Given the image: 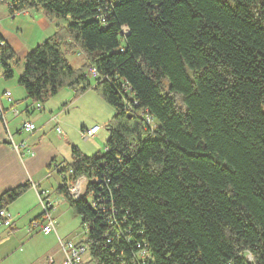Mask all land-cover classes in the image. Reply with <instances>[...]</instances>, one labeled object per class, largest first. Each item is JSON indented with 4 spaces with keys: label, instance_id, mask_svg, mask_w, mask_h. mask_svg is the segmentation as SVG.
<instances>
[{
    "label": "trees",
    "instance_id": "obj_1",
    "mask_svg": "<svg viewBox=\"0 0 264 264\" xmlns=\"http://www.w3.org/2000/svg\"><path fill=\"white\" fill-rule=\"evenodd\" d=\"M30 8L66 23L21 60L25 98L92 89L115 111L103 153L72 145L58 164L86 179L80 198L64 179L57 190L86 226L90 259L264 264V0L7 3L9 14ZM19 62L0 37L1 77ZM29 187L2 192L0 210Z\"/></svg>",
    "mask_w": 264,
    "mask_h": 264
},
{
    "label": "rangeland",
    "instance_id": "obj_2",
    "mask_svg": "<svg viewBox=\"0 0 264 264\" xmlns=\"http://www.w3.org/2000/svg\"><path fill=\"white\" fill-rule=\"evenodd\" d=\"M8 2L10 0L0 1V30L9 40L17 44L19 42L22 44L28 43L36 34H39V29L42 28L29 21L30 19L24 15H34V11L37 10L30 8L28 9V14H24L22 11L17 12V14H9L7 10ZM38 14L42 15L45 21L51 23L52 26H55V23L58 22L57 20H48L41 10ZM21 21L26 22L24 28L21 30L16 29V25L22 24ZM53 32H50L49 35H52ZM63 48L74 67H78L85 61L79 50L71 52L70 49ZM78 51L81 53L80 56L69 55ZM20 68L21 64L14 65V76L10 79L5 80L2 78L1 80L12 88L13 98L16 97L18 99L19 104L15 107L18 111L23 110L25 105L29 108L34 104L30 99H25V96L20 99L21 94L25 93L23 88L17 84V75ZM46 101H48L50 107L46 104L44 110L35 108L30 119L36 129L39 128L45 132L44 136L47 137L46 139L49 142L58 145L61 153L60 158L67 156L68 148L67 144L56 139V135H58L57 127L70 139L68 147L73 144L86 156L105 151L106 140L109 135L106 125L115 111L96 91L88 89L81 94H76L73 89L62 87L56 95ZM63 101L64 103H62ZM40 104L43 106V103ZM64 105L66 106L63 111ZM56 114H58L57 121H49L48 118ZM28 117L24 112H20L17 117H14L13 111L6 113L5 119L10 132L14 133L15 140L18 139L17 137L27 139L29 135L34 134H30L31 132L25 131L20 127L23 118L28 119ZM93 124L100 126V130L93 136L83 137L81 129L85 131ZM15 128L20 129V135H16ZM53 171L51 176L43 178L37 193L44 191L50 200L52 205L50 216L55 220L57 234L52 232L49 236H43L40 231L36 232V230L34 231L30 228L31 220L42 212L38 195L33 188L34 190L30 193L27 192L23 199L11 203V206L9 205L8 214L14 218V222H11L13 224H9L6 227L9 229L8 234H12V237L7 238V234H4L0 238V264H60L63 252L58 239L77 242L83 241L87 237V233L80 225V216L72 210L63 195L58 192L57 187L61 183V178L54 169ZM10 226L13 228L11 229ZM3 250L9 251L2 255ZM49 257L52 258V262L49 261Z\"/></svg>",
    "mask_w": 264,
    "mask_h": 264
},
{
    "label": "crops",
    "instance_id": "obj_3",
    "mask_svg": "<svg viewBox=\"0 0 264 264\" xmlns=\"http://www.w3.org/2000/svg\"><path fill=\"white\" fill-rule=\"evenodd\" d=\"M37 11H34V15H24L27 18H29L31 22L35 23L37 26L41 27L42 29H39L40 32L39 34L35 35L32 40H30L28 43L22 44L19 42L18 44L9 40V38L0 30V37L2 40H4L14 51L16 57L20 61L18 64H21V60L25 57V55L33 49L35 46L40 44L42 41H44L46 38H48L50 35V32L54 31L55 26H52L51 23H47L45 19L42 17V15H39L38 13L40 12V9ZM29 10H24L22 11L24 14H28ZM17 14V13H15ZM37 14V15H36ZM8 16V15H7ZM11 16V15H10ZM17 16V15H16ZM14 17V15H13ZM58 22L55 23L59 25H64L66 21L64 20H57ZM22 24L16 25V29H22L24 28V25L26 22L21 21ZM49 35V36H48ZM42 39V40H41ZM69 55H76L75 54H69ZM67 59L70 62V59L67 57ZM84 62H82L78 67H80ZM71 64V62H70ZM17 65V64H16ZM72 65V64H71ZM73 66V65H72ZM75 67V68H78ZM22 68V65H21ZM21 68L19 70L18 75L21 72ZM17 75V76H18ZM2 80V77H0V104L3 109V118H0V194L10 188H13L19 184H22L24 182H29L30 187L27 188L26 191H24L14 202H17L18 200L23 199L24 195L27 192H31L34 189V192H38L40 189L41 183L43 181L44 177L51 176L54 172L53 169L55 170V165L61 164L63 165L64 163L68 162L70 160L71 156V146L73 144H70L68 147V143H70V139L67 138V135L61 132V135H56V139L58 141H61L64 144H67L68 148V154L66 157L62 156L60 158V151L58 149V145L53 144L52 142H49L47 140L46 136H44L45 132L39 128L36 129L33 121L30 119L31 114L33 113V110L35 108L39 109H45V106L47 104L48 107V101L43 103V106H41L40 103H34L31 105L29 108L27 105H25V108L20 111H18L15 107L19 104L18 99L16 97L13 98V93H12V88H10L9 85L4 83ZM7 82V81H6ZM8 90L11 93L10 100H8L5 96H3V92ZM25 94V93H24ZM23 93L21 94V98L25 96ZM26 99V98H25ZM64 103V101L62 102ZM62 103H60L62 105ZM36 105V107H35ZM39 105V106H37ZM65 106L62 108L64 111ZM14 114V117L19 116L20 112H24L28 117L23 118L21 124L23 122H31L34 125V130L29 131L31 132L30 134L34 133L33 135H29L27 139H21L17 137L18 139H14V133L10 132L8 123L5 119V115L8 112H12ZM58 118V114L53 115L49 117L50 120H56ZM48 121V120H47ZM57 121V120H56ZM96 124L91 125L89 128L94 126ZM21 127V126H20ZM88 128V129H89ZM25 130V129H24ZM100 129H98L95 133H93L91 136L95 135ZM26 131V130H25ZM15 133L16 135H20V129L15 128ZM33 136V137H32ZM63 136V137H60ZM23 144V145H21ZM17 147V149H16ZM28 150L32 151L33 154H29ZM34 188V189H33ZM38 195V193H37ZM50 201V200H49ZM40 203V202H39ZM11 206V205H10ZM7 207L6 211L8 212L9 207ZM5 209V208H4ZM42 213V212H41ZM40 213V215H41ZM39 215V216H40ZM9 220L2 222L0 224V238L3 237L4 234H7V238H11L12 234H8L9 229L6 227L11 222H14V218L9 216ZM41 217V216H40ZM36 218V217H35ZM32 219L30 223V228L32 230H36V232L39 231V226L34 225V222H42V217L39 219ZM53 218V217H52ZM54 219V218H53ZM2 227V228H1ZM11 228V227H10ZM11 230V229H10ZM55 230H56V225H55ZM12 231V230H11ZM12 233V232H11ZM51 234V233H50ZM48 235H43V236H49ZM57 234V230H56ZM30 238V237H28ZM61 239V238H60ZM82 241H77L74 243H80ZM1 245V244H0ZM9 250H3V254H6ZM63 258V255H62ZM49 261L52 262V258L49 257ZM62 262V260H61ZM60 262V264H61Z\"/></svg>",
    "mask_w": 264,
    "mask_h": 264
},
{
    "label": "built area",
    "instance_id": "obj_4",
    "mask_svg": "<svg viewBox=\"0 0 264 264\" xmlns=\"http://www.w3.org/2000/svg\"><path fill=\"white\" fill-rule=\"evenodd\" d=\"M1 1V0H0ZM76 55L80 56L81 53L78 51L76 52ZM88 71V72H87ZM87 71L85 72L87 76L91 79L97 77V71L94 67H88ZM1 77V73H0ZM3 96H5L8 100H10L11 93L6 90L3 93ZM39 106V105H37ZM3 118V109L0 104V118ZM151 119L146 118L147 123ZM21 128L25 129L26 131H33L34 125L31 122H23L21 124ZM98 129H100V126L94 125L93 127L84 130H81L83 137L91 136L93 133H95ZM56 131L59 135H61V130L57 127ZM23 145V144H21ZM17 149V147H16ZM29 154H33L32 151L28 150ZM55 171L58 174V176L61 178V180H65L66 187L69 191V193L72 195L73 198H80L84 195L85 189H86V179L83 176L78 177L77 179H71L70 174L72 171L69 169L67 171H60V166L55 165ZM38 198L40 202V206L42 208V222H34V225L39 226V231L43 235H48L52 232L56 233L55 230V220L50 216V207H52L48 196L45 195L44 191H41L38 193ZM90 203V202H89ZM91 205V204H90ZM10 215L6 211V209L0 210V224L2 222L8 221ZM84 230L86 231V226H84ZM60 248L62 249V262L61 264H96L93 260L90 259L89 250L86 245L83 243H74L70 240L65 239H58ZM147 257L146 259H150V255H145ZM247 261H250V256L246 255Z\"/></svg>",
    "mask_w": 264,
    "mask_h": 264
},
{
    "label": "water",
    "instance_id": "obj_5",
    "mask_svg": "<svg viewBox=\"0 0 264 264\" xmlns=\"http://www.w3.org/2000/svg\"><path fill=\"white\" fill-rule=\"evenodd\" d=\"M93 127V126H92Z\"/></svg>",
    "mask_w": 264,
    "mask_h": 264
}]
</instances>
